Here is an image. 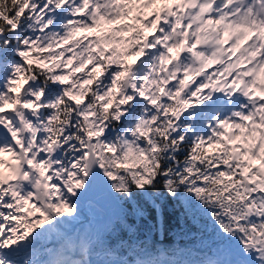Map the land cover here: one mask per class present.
<instances>
[{
    "label": "snow or ice",
    "instance_id": "obj_1",
    "mask_svg": "<svg viewBox=\"0 0 264 264\" xmlns=\"http://www.w3.org/2000/svg\"><path fill=\"white\" fill-rule=\"evenodd\" d=\"M0 264H264V0H0Z\"/></svg>",
    "mask_w": 264,
    "mask_h": 264
},
{
    "label": "trees",
    "instance_id": "obj_2",
    "mask_svg": "<svg viewBox=\"0 0 264 264\" xmlns=\"http://www.w3.org/2000/svg\"><path fill=\"white\" fill-rule=\"evenodd\" d=\"M156 239L164 242V243H170L171 242V238H165L163 236L157 235Z\"/></svg>",
    "mask_w": 264,
    "mask_h": 264
}]
</instances>
